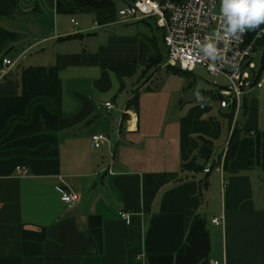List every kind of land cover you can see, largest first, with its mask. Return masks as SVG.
I'll use <instances>...</instances> for the list:
<instances>
[{
    "label": "crops",
    "instance_id": "1",
    "mask_svg": "<svg viewBox=\"0 0 264 264\" xmlns=\"http://www.w3.org/2000/svg\"><path fill=\"white\" fill-rule=\"evenodd\" d=\"M128 1L0 0V264H264V88L241 96L244 133L218 170L229 107L218 87L185 102L177 90L173 110L139 96L167 48L154 20L120 22ZM246 42L255 83L264 24ZM94 134L109 141L93 148ZM193 158L204 171L184 165ZM64 189L79 200L65 203Z\"/></svg>",
    "mask_w": 264,
    "mask_h": 264
},
{
    "label": "built area",
    "instance_id": "2",
    "mask_svg": "<svg viewBox=\"0 0 264 264\" xmlns=\"http://www.w3.org/2000/svg\"><path fill=\"white\" fill-rule=\"evenodd\" d=\"M219 0H130L119 10L120 22H132L142 19H152L163 31L164 44L167 56L164 67L177 68L184 72H193L195 67L201 65L214 76H224L227 80L226 87L214 84L221 95L220 106L229 107L236 102V114L240 107V98L253 87L264 88V75H260L254 83L250 73L253 63L250 58L253 45L246 42L245 31L238 39L231 38L225 42H217V36H222L223 17L218 6ZM77 24L75 20H72ZM205 42H217V47L223 53V59L211 60L200 51V46ZM7 66L3 75L8 73L12 61L3 60ZM112 102L97 104L98 109L110 111L114 108ZM236 117L231 126H235ZM231 135V133H230ZM109 138L104 134H94L91 137L93 148H100ZM227 148L224 152L226 154ZM223 169V160L217 167ZM206 168L205 172H209ZM18 173L27 174L28 171L18 167ZM62 200L73 204L79 200V194L71 190L62 191ZM124 218L127 213H122ZM216 224H224L223 216L213 219ZM215 260L211 264H218Z\"/></svg>",
    "mask_w": 264,
    "mask_h": 264
},
{
    "label": "rangeland",
    "instance_id": "3",
    "mask_svg": "<svg viewBox=\"0 0 264 264\" xmlns=\"http://www.w3.org/2000/svg\"><path fill=\"white\" fill-rule=\"evenodd\" d=\"M218 6L220 8V2ZM145 79L139 83V86L145 83ZM214 81H217L222 87H226L227 85V80L224 76H214L201 65L196 66L192 73L179 72L172 67H162L156 72L152 81L148 83V88L139 90V96H154L155 98L161 99L164 105L167 104L168 109L172 107L173 110L175 109L173 108L174 106H172L173 103L176 102V105H178L181 99L180 96L176 98L178 94L176 93L177 90H185H183L182 102L186 101L187 96H192L194 94L202 98L203 92L217 89ZM188 86L189 90L187 89ZM171 97L172 99H170Z\"/></svg>",
    "mask_w": 264,
    "mask_h": 264
},
{
    "label": "clouds",
    "instance_id": "4",
    "mask_svg": "<svg viewBox=\"0 0 264 264\" xmlns=\"http://www.w3.org/2000/svg\"><path fill=\"white\" fill-rule=\"evenodd\" d=\"M220 14L223 17L222 36L217 42L238 39L245 31H252L264 24V0H220ZM217 42H205L200 51L211 60L223 59Z\"/></svg>",
    "mask_w": 264,
    "mask_h": 264
},
{
    "label": "trees",
    "instance_id": "5",
    "mask_svg": "<svg viewBox=\"0 0 264 264\" xmlns=\"http://www.w3.org/2000/svg\"><path fill=\"white\" fill-rule=\"evenodd\" d=\"M174 1H180V0H174ZM174 69H176L179 72H183V73H191V72L181 71L177 68H174ZM209 93L210 92H206V94L208 96H209ZM213 95L216 98H218L219 100H221V98H222L221 95L219 94V91L217 93L214 92ZM137 99H138V97L136 94L131 98V100H129L127 107H131L132 105L136 104ZM240 107H243V105ZM228 109H229V113L227 115H228L229 119L232 120V123H233V121L236 117V102L233 103L232 105H230ZM231 126H230V130H229V140H228V144H227V151H226V154H225L224 159H223V168L227 165L228 161L234 156V154L237 150V147H238L239 139H240L241 135L244 133V132H241L239 130L238 125H237V119L235 121V126H234V129L232 130V132H231ZM230 133H231V135H230ZM254 134H255V139H256V164L259 168H261L264 171V129L263 130H257L256 132H254ZM201 143H202V145L200 148V152H201L200 155L203 158H205L206 160H208L210 150H211V148H210L211 147V141L205 137H202ZM205 149H207L209 152L207 151L205 153ZM223 155H224V153H223ZM220 160H221V157H220ZM196 161H197V159L193 158L187 165L186 164H184V165L186 167H189L192 169L204 171L205 166L202 164H200V165L196 164ZM221 162H220V164H221ZM203 183H204L203 184L204 186L207 185L206 179Z\"/></svg>",
    "mask_w": 264,
    "mask_h": 264
}]
</instances>
